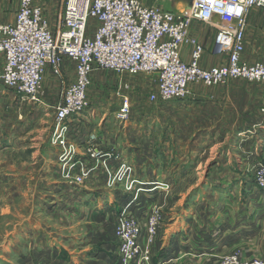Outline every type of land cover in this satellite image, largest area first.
Returning a JSON list of instances; mask_svg holds the SVG:
<instances>
[{
  "label": "rangeland",
  "instance_id": "374dc122",
  "mask_svg": "<svg viewBox=\"0 0 264 264\" xmlns=\"http://www.w3.org/2000/svg\"><path fill=\"white\" fill-rule=\"evenodd\" d=\"M92 74L87 90L89 107L99 116L105 115L108 130H116L119 134L123 128V124L117 123L113 117L122 96L129 97L130 117L124 128L139 132L134 134L137 142H133L141 144V157L143 146L147 144L151 166L148 167L150 170L141 168L149 171V181L132 187L130 180L139 178L134 168L125 177L112 181L108 171L115 173L119 168L122 161L119 154L105 164L88 163L86 159V168L90 170L85 173L83 181L79 185L70 183L66 180V168L59 159L62 145L53 141L59 82L52 77L47 90L49 99L39 105L20 101L13 90L0 84V144L14 145H7L9 150L0 152V264H69L70 258L79 264L82 259L78 255L84 254L82 249L88 237L93 234L100 240L108 239L111 233L114 234L122 209L132 211L143 230L147 216L155 215L159 224L168 222L166 211L171 206H175L173 210L176 211L177 207L183 209L187 205H197L202 219L208 207L215 210L224 207L226 192L230 188L226 182H210L208 177L221 175L227 178L231 167L239 161L250 167L254 186L258 188L256 169L264 163V113L261 111L262 94L256 83L237 78L210 87L194 84L190 94L195 97L184 102H180L181 99L162 102L149 99V93L155 91L152 74L130 75L113 70H95ZM64 80H68L65 75ZM44 96L46 98L45 91ZM76 124L80 126L81 122ZM85 125L86 128L101 127L98 120ZM166 126L168 132L162 130ZM148 127L149 133L146 131L145 134ZM6 131L11 138H5ZM16 131L20 133L18 147L15 142L8 143ZM117 139L113 141L115 144L127 143L126 136L118 142ZM191 146L194 147L192 154ZM186 155L194 165L192 169L190 164L184 165L180 170L185 173L188 170L194 176L174 182L172 178L177 163ZM32 159L41 161L32 166ZM48 159L52 160L49 167L41 165ZM10 168L13 173L18 168L23 173V180H8ZM32 173H38V179L31 178ZM47 174L52 181L50 184L42 178ZM101 188L115 190L121 196L119 208L108 218L99 217L89 207V202L96 200V196L85 193L96 189L95 193ZM97 245L96 242L94 247ZM230 254H237L247 261H264L262 256L245 257L239 250H232L208 264H218Z\"/></svg>",
  "mask_w": 264,
  "mask_h": 264
},
{
  "label": "built area",
  "instance_id": "2783aa9c",
  "mask_svg": "<svg viewBox=\"0 0 264 264\" xmlns=\"http://www.w3.org/2000/svg\"><path fill=\"white\" fill-rule=\"evenodd\" d=\"M253 7L264 8V0H191L190 6L180 12L146 6L139 0H64L59 23L52 30L41 5L19 0L14 20L0 22V84L13 90L20 101L39 104L46 72L58 79L53 141L62 145L59 159L66 168V180L79 185L90 170L79 155L84 153L88 163L101 164L119 156L117 151H103L95 135L77 142L70 133L69 123L76 122L89 107L87 90L95 70L155 75L156 89L149 93V99L162 102L186 97L194 84L210 87L244 79L259 86L264 113V59L249 64L241 58L246 15ZM91 20L94 25L90 29ZM192 21L215 28L212 52L226 53V63L201 65L204 46L190 35ZM183 46L190 48L188 60L182 58ZM65 59L73 64L74 77L68 81L64 80ZM129 117V97L123 95L116 119L124 124ZM119 165L115 173L108 171L112 181L132 170L124 160ZM256 172L255 184L264 189V163ZM130 181L132 187L139 183L137 179ZM145 224L143 230L132 211H120L114 229L119 264H150L160 224L155 215L147 216ZM218 264L264 261H247L230 254Z\"/></svg>",
  "mask_w": 264,
  "mask_h": 264
},
{
  "label": "crops",
  "instance_id": "0c3cea01",
  "mask_svg": "<svg viewBox=\"0 0 264 264\" xmlns=\"http://www.w3.org/2000/svg\"><path fill=\"white\" fill-rule=\"evenodd\" d=\"M33 1L42 6L44 16L50 29L55 30L60 20L64 0ZM139 1L146 6L159 7L172 12L186 10L191 3V0ZM18 4L19 0H0V22H12ZM246 19L247 26L244 34V48L241 53V58L245 62L252 64L264 59V8L253 7L249 9L247 11ZM89 24L91 29L94 25V21H89ZM189 31L190 35L204 46V52L200 62L202 66L210 67L226 63L228 58L226 53L215 54L212 52L214 36L216 33L214 27L201 21H192ZM189 53L190 48L183 46L182 58L184 60L189 59ZM63 72L68 80L73 79V66L70 65V62L67 59L63 62ZM92 75L93 74H91V78L93 77ZM153 76L155 77V75ZM52 77L53 76L50 72L47 71L44 78L46 98L44 96L42 102L39 104H42L43 101L48 98L47 90L49 84L53 81ZM53 78L55 81H58L57 78ZM154 87L156 89V82ZM191 89L193 92V85L191 86ZM193 97H195V95L189 94L179 101L184 102L185 99ZM3 99L5 101L7 100L5 98ZM32 111L37 112L34 109H32ZM31 115L33 117L35 113ZM113 118L117 122L116 112L114 113ZM97 120L101 127L86 128L85 124L88 125V123H91L92 125V123H97ZM106 120L107 118H105V115L99 116L90 106L88 110H84L79 115L75 122V124L81 122L80 126L79 124L75 125L70 123L71 136H73L77 142H83L89 135H95L97 137L98 146L103 151H117L120 154V157L122 156L121 160H124L134 168V172H136L135 174L139 177L136 178L137 180L149 181L147 178V175H150L149 171L141 168L146 167V169L150 170L148 167L151 166V162H149L147 157L149 152V150H147V144L146 147L143 146V156L141 157V144L133 142H137L134 134L138 135L139 132L131 131L130 127L124 128L126 124H123V128L120 129L118 134V131L116 130L110 131L107 129ZM149 130L150 128L148 127L144 133L146 134V131L149 133ZM162 130L168 132L169 128L166 126L163 127ZM33 131L34 128L31 132ZM19 135V131H16L14 137H12V140L8 143L13 144V142H15L16 147L20 146L18 144ZM10 136L11 135L6 131L5 138L7 139ZM123 136H126L127 143L120 145L118 141ZM116 137L118 138V144L113 142ZM6 141L7 140L3 142ZM7 145L9 144H0V152L8 151L9 147H7ZM9 146L13 147L14 145ZM28 148H32V146H29ZM193 150L194 147L191 146V154ZM78 157L86 162L87 156L84 153ZM48 160L42 161L41 165L49 167L52 160ZM40 161L41 159H32L30 163L32 166L34 164L39 165ZM19 164L22 166L24 163L21 161ZM188 164H190V169H192L194 162L188 157V155L179 159L177 163L178 168L173 175L172 181L175 182L177 180L186 179L189 176H194L192 175L193 173L191 172L190 174L188 170H186L187 173L180 170V167H184V165L186 166ZM10 167L12 168V165H10ZM16 167H18V163H16ZM11 168L9 169V177L7 179L10 181L23 180V173L19 172L18 168H15L13 173ZM249 168L246 163L239 161L236 165L231 167L230 175L227 176V178L221 175H217L216 177L215 175H210L208 177V181L226 182L228 186L230 185V188L226 192L227 202L225 201L224 207L221 209L219 208L220 210H215L212 206L208 207L207 214L203 215L202 219L200 218V208L197 205H194L193 207L187 205L186 207H183V209L177 207L176 211L173 210L175 206H171L169 210L166 211L168 222L160 224L157 230V235L152 246L150 264H208L222 253L230 252L232 250H239L241 255L245 257L253 254L264 257V189L256 188L254 186ZM29 176L38 179L39 174L35 173L34 175L32 173ZM212 177H214V179ZM42 178L46 180L48 184H50V182L52 183L48 174L44 175ZM95 190L90 189L85 191L86 195L92 197L96 196V200L89 202V207L93 208L99 217L108 218L110 214H114V210L119 208L118 202L121 200V196L115 190L111 191L101 188L100 191L93 193ZM106 199H108V201ZM252 199H255L253 200L255 203ZM236 201L238 203H236ZM90 236L91 237H88L89 239H87L85 243L86 245H84L85 247L82 249L84 254L78 255L82 259L80 261L77 260L79 261V264H119V260L116 256L117 241L115 240L113 233H111L108 239L106 238L103 240H100V237L97 235L94 236L92 234ZM44 242L49 244V241H46L45 239ZM96 242L99 245L94 247ZM90 245H92V247H90ZM71 262L72 264H78V262L73 261V258H70L69 264H71Z\"/></svg>",
  "mask_w": 264,
  "mask_h": 264
},
{
  "label": "bare ground",
  "instance_id": "6f19581e",
  "mask_svg": "<svg viewBox=\"0 0 264 264\" xmlns=\"http://www.w3.org/2000/svg\"><path fill=\"white\" fill-rule=\"evenodd\" d=\"M139 183H144V181L138 180Z\"/></svg>",
  "mask_w": 264,
  "mask_h": 264
}]
</instances>
